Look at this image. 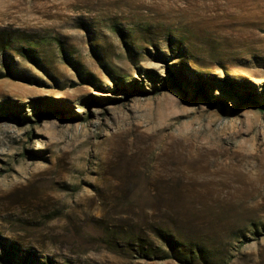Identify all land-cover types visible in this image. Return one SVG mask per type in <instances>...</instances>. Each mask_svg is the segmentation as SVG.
<instances>
[{
    "label": "rangeland",
    "instance_id": "374dc122",
    "mask_svg": "<svg viewBox=\"0 0 264 264\" xmlns=\"http://www.w3.org/2000/svg\"><path fill=\"white\" fill-rule=\"evenodd\" d=\"M0 264H264V0H0Z\"/></svg>",
    "mask_w": 264,
    "mask_h": 264
}]
</instances>
